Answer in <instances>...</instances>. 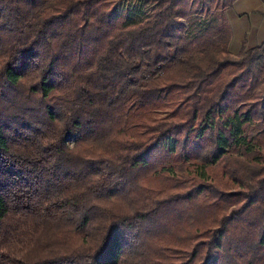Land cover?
Here are the masks:
<instances>
[{
    "label": "trees",
    "instance_id": "1",
    "mask_svg": "<svg viewBox=\"0 0 264 264\" xmlns=\"http://www.w3.org/2000/svg\"><path fill=\"white\" fill-rule=\"evenodd\" d=\"M129 1L0 0V264H264V42Z\"/></svg>",
    "mask_w": 264,
    "mask_h": 264
},
{
    "label": "crops",
    "instance_id": "2",
    "mask_svg": "<svg viewBox=\"0 0 264 264\" xmlns=\"http://www.w3.org/2000/svg\"><path fill=\"white\" fill-rule=\"evenodd\" d=\"M223 12L231 30L229 50L237 53L264 42V0H233Z\"/></svg>",
    "mask_w": 264,
    "mask_h": 264
},
{
    "label": "rangeland",
    "instance_id": "3",
    "mask_svg": "<svg viewBox=\"0 0 264 264\" xmlns=\"http://www.w3.org/2000/svg\"><path fill=\"white\" fill-rule=\"evenodd\" d=\"M133 6H138L137 8H132ZM150 6L151 4L149 2L147 3H138L137 0H133V1H129V2H126L125 4L123 3H119V4H115L114 8H113V15H117V14H124L125 16H129L131 13H133L132 10H134L135 12H138V15H141V14H144L146 13L147 11L150 10ZM132 8V9H131ZM74 139V136L71 137L69 144L72 143V140ZM150 175L152 176H156L158 177L159 175H165L163 176L164 179H167V174L166 172H156V175H154L152 172L150 173ZM167 196V194H166Z\"/></svg>",
    "mask_w": 264,
    "mask_h": 264
}]
</instances>
